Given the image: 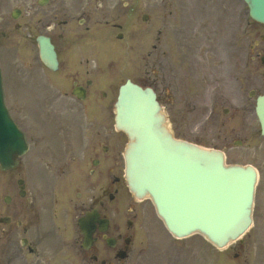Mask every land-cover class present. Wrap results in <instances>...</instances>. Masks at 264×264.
<instances>
[{"label": "flooded vegetation", "instance_id": "af4514ba", "mask_svg": "<svg viewBox=\"0 0 264 264\" xmlns=\"http://www.w3.org/2000/svg\"><path fill=\"white\" fill-rule=\"evenodd\" d=\"M47 26L39 25L40 32ZM154 26L159 25H151ZM164 26L171 31L162 39L163 28L159 26L158 36L149 40L145 75L137 81L153 86L167 108L173 104L179 110L207 103L203 95L217 92L218 88L229 96L230 82L222 71L199 69L196 76L192 73L187 59L194 55L190 44L204 51L195 55L197 59L206 60L210 50L202 48L199 33L187 34L186 25ZM58 52L60 72L53 79L49 124H38L55 132L54 141H45L49 135H39L38 126L34 129L29 152L34 150L36 174L28 179L32 163L21 162L27 175L26 191L22 190L21 204L12 201L7 205L10 221L0 222L1 237H5L1 258L8 264L15 258H21L22 264H57L51 252L58 233L70 242V264H131L145 244L161 252L164 237L148 236L142 231L146 206L131 200L125 190L122 135L113 120L105 117V111L112 109V103L104 101L109 93L89 83L88 75L82 71L80 57H86L84 53L76 54L72 48ZM74 67L80 69L75 75L70 72ZM73 84L81 87L84 97L75 93ZM238 105L224 109V113L231 114L229 120L236 125V137L245 142L259 130L250 123L249 103ZM66 111L69 118L60 117ZM40 162L42 165L37 166ZM90 210L96 215L92 223H87L92 232L86 242L79 219ZM173 246L181 248L180 244Z\"/></svg>", "mask_w": 264, "mask_h": 264}, {"label": "water", "instance_id": "95a60500", "mask_svg": "<svg viewBox=\"0 0 264 264\" xmlns=\"http://www.w3.org/2000/svg\"><path fill=\"white\" fill-rule=\"evenodd\" d=\"M250 13L264 22V0H247ZM46 61L51 51L44 47ZM264 61V57H263ZM0 94V162L13 167L21 154V133L6 118ZM117 126L130 142L126 152L127 178L137 195L150 194L167 226L178 235L204 232L218 246L243 234L252 222L256 171L226 165L221 151L175 139L164 124L155 93L131 81L122 85L116 103ZM257 111L264 133V95ZM15 137V141L11 137Z\"/></svg>", "mask_w": 264, "mask_h": 264}, {"label": "rangeland", "instance_id": "374dc122", "mask_svg": "<svg viewBox=\"0 0 264 264\" xmlns=\"http://www.w3.org/2000/svg\"><path fill=\"white\" fill-rule=\"evenodd\" d=\"M169 1V0H166ZM89 2V3H87ZM85 3L84 0H72L68 6L64 7L78 17H87L86 21L83 23L81 19L77 21L74 25H81L78 28L72 29L74 33L72 36L74 38V44H77L79 40L83 41L84 39H79V34H85V37L88 38V44L93 50L94 54L101 57L104 61L105 59L112 60L115 64L109 68L110 79L119 80L125 74H131L130 65V53L132 55V45H128V42L118 40L116 33L117 29L113 28L111 25H130L126 28L132 29L133 25H146V21L143 20L145 13L149 15L148 21L152 19L153 16L161 17L164 12L167 11V5L165 0H151L149 3L147 0H136L135 9H132L130 6V0H87ZM38 6H40L41 12L50 13L54 5L64 6L62 0H52L50 4L46 6H41L39 0H36ZM21 6V0H0V19L8 20L13 19L11 17V12L14 7ZM232 12L225 16H221L215 13V10L212 9L213 14L208 15L206 18H203L202 23L212 22L215 25H244L246 19V9L244 8L243 2L239 0L235 1L233 4ZM88 8L87 15H85L84 9ZM62 14V13H61ZM60 14V16H61ZM203 14V13H202ZM206 13L203 14V16ZM152 16V17H151ZM22 18V17H21ZM19 19V17H18ZM13 19V20H18ZM51 21H53V15L51 16ZM22 20V19H21ZM41 22H44V17L41 19ZM99 22V24L97 23ZM212 23V25H213ZM109 25V26H108ZM4 25H0V29ZM234 28V26H233ZM260 32L264 33V25H249V64H248V86L250 88H255L257 92H264V64L260 60V56L264 54L263 46L258 45V39ZM19 33V32H18ZM99 35L104 39V45L107 49L102 52L99 50L101 41L98 44ZM21 39V34L14 36V40L18 41ZM136 42V41H135ZM9 46L10 48H7ZM17 44H6L0 50V59L3 65L4 73V83H5V93L7 98V103L11 107L12 113L15 115L16 119L21 124V77L19 75V66L16 68L15 63H18V55L15 56L14 60L11 55L7 52L8 50H15ZM218 57L221 55L220 51L217 52ZM237 59V60H236ZM106 61V60H105ZM236 61H238V68L236 67ZM140 66L139 61L137 62ZM242 56L239 54L238 58H234L233 67L234 70H238L239 74L243 68ZM94 62L90 63V66L93 67ZM104 73L102 70L97 69V71L90 70V75L97 77L100 74ZM105 74V73H104ZM19 86L18 89H16ZM16 89V91H15ZM18 93V98L17 94ZM29 93V91H28ZM20 100V101H19ZM37 106L32 105L30 111H36ZM205 111L206 110H196V111H186L185 121H180L177 112L175 111L172 119L175 121L178 135H183L189 139L197 140L199 143L205 146H216L222 147L225 144H228V140L224 137L226 136L223 132V129L217 130L215 125L203 124L202 120H205ZM197 120H201L200 125L194 124ZM221 126H219L220 128ZM200 129V133L198 130ZM232 143L230 144V146ZM253 145H258L259 153L258 156L251 155L246 143L242 148H229L227 150V161L229 163H251L257 167L259 170L260 178L257 187V196H256V205H255V224L252 230L244 236V241L241 243H233L229 248L224 250L217 249V258L216 264H264V141H258L253 143ZM30 159V156L25 157V161ZM21 165V164H20ZM21 177V166L13 172L2 173L0 172V203L2 205L4 197L7 194L12 196V192H15V198H19V187L17 179ZM13 192V196H14ZM20 199V198H19ZM2 209L0 207V213ZM148 226V225H147ZM147 230H154V228ZM199 238V235H194L189 238L188 242L194 244V240ZM191 239V240H190ZM238 243V244H237ZM201 247L209 249L211 251L210 245L205 243H200ZM58 252L53 254L60 261V264H67V261L64 259V251L61 250V243H58ZM149 257V256H148ZM146 258V260L148 259ZM145 260V262H146ZM194 262L198 264H213L214 259L207 252L206 255L203 251L200 257L198 254L194 256ZM142 258L138 264H145ZM14 264V263H13ZM17 264V263H15ZM136 264V262H135Z\"/></svg>", "mask_w": 264, "mask_h": 264}]
</instances>
